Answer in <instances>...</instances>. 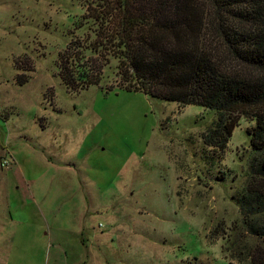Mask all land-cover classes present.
I'll list each match as a JSON object with an SVG mask.
<instances>
[{"label": "rangeland", "instance_id": "obj_1", "mask_svg": "<svg viewBox=\"0 0 264 264\" xmlns=\"http://www.w3.org/2000/svg\"><path fill=\"white\" fill-rule=\"evenodd\" d=\"M117 2L0 0V264H264L255 122L208 146L216 110L116 87ZM72 39L100 83H64Z\"/></svg>", "mask_w": 264, "mask_h": 264}, {"label": "trees", "instance_id": "obj_2", "mask_svg": "<svg viewBox=\"0 0 264 264\" xmlns=\"http://www.w3.org/2000/svg\"><path fill=\"white\" fill-rule=\"evenodd\" d=\"M114 10L106 41L109 56L120 62L116 87L216 110L218 120L204 135L208 146H223L243 118L255 122L247 133L262 156L261 176L242 198L247 210L252 202L258 206L264 201V0H118ZM67 50L59 57L64 83L74 90L100 83L101 69L86 58L99 52L96 46L73 47V55Z\"/></svg>", "mask_w": 264, "mask_h": 264}]
</instances>
